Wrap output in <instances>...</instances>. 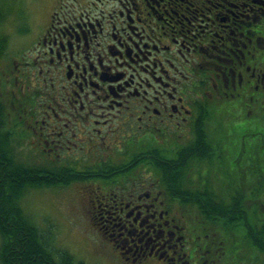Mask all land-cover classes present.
<instances>
[{"label":"flooded vegetation","instance_id":"af4514ba","mask_svg":"<svg viewBox=\"0 0 264 264\" xmlns=\"http://www.w3.org/2000/svg\"><path fill=\"white\" fill-rule=\"evenodd\" d=\"M30 38L0 63L3 125L47 175L93 183L87 214L121 262L264 264L182 209L160 167L216 118L264 113V0H56Z\"/></svg>","mask_w":264,"mask_h":264},{"label":"trees","instance_id":"16d2710c","mask_svg":"<svg viewBox=\"0 0 264 264\" xmlns=\"http://www.w3.org/2000/svg\"><path fill=\"white\" fill-rule=\"evenodd\" d=\"M2 125L0 116V264H85L76 262L66 251L59 253L57 261L48 240L28 219L21 206L28 187L57 184V181H63L62 174L42 179L23 166L11 156L13 152L8 148L10 139L3 132ZM236 128L242 137V146L238 148L235 140H220L215 145L216 140L200 139L191 151L179 155L177 164L169 157L160 161L165 183H174L175 188L169 186V190L180 194L186 205L198 208L203 219L219 226V231L230 236L234 243L244 236L243 229L248 237L260 229L264 230V113L257 117V122L239 123ZM254 140H260L259 157L252 155V146L247 147ZM190 152L191 159H186ZM205 161L210 162V169L203 171L199 166ZM176 165L179 175L172 176V167ZM185 168H194V187H191L190 172L184 171ZM72 180L78 178L72 176ZM238 231L242 233L234 235ZM252 241L264 252V243L254 238Z\"/></svg>","mask_w":264,"mask_h":264},{"label":"rangeland","instance_id":"374dc122","mask_svg":"<svg viewBox=\"0 0 264 264\" xmlns=\"http://www.w3.org/2000/svg\"><path fill=\"white\" fill-rule=\"evenodd\" d=\"M53 5L54 0H0V21L5 20L0 24V34H6L9 29L12 30V34L8 38L13 37L14 31L16 35H24L31 29L35 33L47 21V15ZM31 34L32 31L29 32V35ZM19 41L28 45L31 38ZM259 142L260 140H254L247 147L252 146L257 149L258 145L261 146ZM26 150L25 144L19 148L24 154L29 153ZM31 156V154L27 156V161L32 158ZM63 191L61 187L30 189L26 190L23 199L25 212L48 240L54 258L58 261L59 253L68 251L77 261L86 264H120L113 260L109 248L105 247V253L100 246L104 253L101 251L99 242L94 240V232L90 228L89 221L80 213L82 208L80 204L68 202L75 200L74 186L65 190L68 200Z\"/></svg>","mask_w":264,"mask_h":264}]
</instances>
